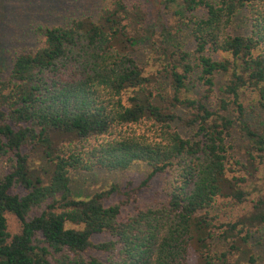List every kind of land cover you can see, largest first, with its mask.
I'll return each instance as SVG.
<instances>
[{
    "label": "trees",
    "instance_id": "16d2710c",
    "mask_svg": "<svg viewBox=\"0 0 264 264\" xmlns=\"http://www.w3.org/2000/svg\"><path fill=\"white\" fill-rule=\"evenodd\" d=\"M17 1L28 42L0 77V264H259L264 114L260 129L244 103L253 99L264 113V0H161L194 49L164 48L155 72L136 50L154 34L142 0H103L75 16L40 10L59 23L30 21L39 0ZM162 32L170 44L165 25ZM219 74L228 83L213 109L205 100ZM180 107L191 110L188 119ZM178 121L194 130L191 138L174 128ZM142 124L147 133L130 132ZM237 135L247 142L242 158L235 157ZM138 164L150 169L139 183L88 196L73 188L75 171ZM171 172L161 207L123 214ZM253 195V210L235 221L214 214L220 200L237 206ZM114 196L119 202L109 205ZM106 234L112 239L96 242Z\"/></svg>",
    "mask_w": 264,
    "mask_h": 264
},
{
    "label": "rangeland",
    "instance_id": "374dc122",
    "mask_svg": "<svg viewBox=\"0 0 264 264\" xmlns=\"http://www.w3.org/2000/svg\"><path fill=\"white\" fill-rule=\"evenodd\" d=\"M145 5V10L147 11L149 22L154 29V34L151 36V39H148L142 45L137 46V54L140 58V62L145 65L147 71H157L162 69V62L159 61L160 55L163 52L164 48H169L170 50L176 49L177 47H184V49L193 50L194 44L191 42V37L185 29L181 32L177 31L179 23V16H175L174 11H166L165 7L161 4V0H142ZM103 0H39L38 8L33 9L35 12L34 15H29L30 21H40L50 17L49 15H42L40 10L50 8L51 6L56 7L57 10H66L68 15H79L86 11L92 10L101 3ZM80 5V6H78ZM21 1L17 0H0V77L3 71L8 72L11 61L13 59L14 52L24 46L28 42V38L24 36V30H20L22 23L25 20V15H23L19 7H22ZM32 14V13H29ZM45 18H43V17ZM187 18H190L188 15ZM187 18H184L187 22ZM27 21L26 23L30 22ZM52 23H59L60 18L50 17ZM162 25L167 27V30L170 31L172 42L169 44L166 41L163 42L166 38L163 36ZM247 29V26L244 22V27H236L237 32H244ZM174 47V48H173ZM136 54V52H135ZM219 58V56L217 57ZM149 67V68H148ZM228 83V76L224 74H219L216 77V87L215 91L211 97L205 100L209 107L216 109L218 102L222 98L223 89ZM161 86L165 89H169V81L165 78L161 81ZM253 98V97H252ZM245 108L246 113L250 116V122L260 129H263L262 116L263 112L259 106L255 103L253 99H245ZM178 114L183 120H186L191 115V110L185 107H180L178 109ZM228 115L231 118H235V114L230 112ZM150 125L142 124L130 128V132H136V134L147 133ZM174 128L179 131V133L185 138H191L193 136L194 130L188 128L183 121H178L174 125ZM236 154L235 157L242 158V153L240 146L245 145V140L237 135L236 141ZM247 143V142H246ZM150 169L144 164H138L133 166L130 170L125 172H109L105 170H97L94 172H85V171H75L72 173L73 188L76 194L79 196H88L92 195L97 191L106 189L112 184L124 185L127 181L133 180L136 183L141 182L148 174ZM175 179V173H167L157 179L154 184L152 183L151 190L143 193L136 204H133L130 208H127L123 214L128 216L132 214L136 205H141L142 208L147 207H161L167 201V192H169L172 183ZM264 182H260L259 189L263 186ZM257 199L256 195L251 196L248 199V202L235 206L232 202L222 201L218 202V210L215 212V215H219L223 222H229V219L232 218V221H235L240 216L250 213L253 210V205H255V200ZM119 202V198L114 196L110 201V204ZM134 214V213H133ZM10 229L13 233L20 231V225L15 217L9 216ZM258 229L254 230L257 231ZM261 237V236H260ZM112 238L109 235H100L95 237L96 242H103L111 240ZM259 235L254 240V245L256 244V254L263 255V260L260 259L259 264H264V245L259 243ZM98 256L106 260L107 255L97 253Z\"/></svg>",
    "mask_w": 264,
    "mask_h": 264
}]
</instances>
